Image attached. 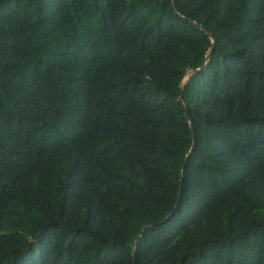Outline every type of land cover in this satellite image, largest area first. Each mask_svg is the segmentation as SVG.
Here are the masks:
<instances>
[{"label": "trees", "instance_id": "trees-1", "mask_svg": "<svg viewBox=\"0 0 264 264\" xmlns=\"http://www.w3.org/2000/svg\"><path fill=\"white\" fill-rule=\"evenodd\" d=\"M0 264H264V0H0Z\"/></svg>", "mask_w": 264, "mask_h": 264}, {"label": "water", "instance_id": "water-1", "mask_svg": "<svg viewBox=\"0 0 264 264\" xmlns=\"http://www.w3.org/2000/svg\"><path fill=\"white\" fill-rule=\"evenodd\" d=\"M195 24L201 27L200 23L195 22ZM211 38H212V44H211V48H212L213 45H214V38H213V36H211ZM204 62H205V61H204ZM203 64H204V63H203ZM203 64H202L200 67L196 68V69H199V68L203 67ZM180 96H181V93H180ZM155 222H156V221H152V222L148 223L147 225H144V226L141 228L140 232L142 231V229H143L144 227H146V226H148V225H151V224H153V223H155ZM138 236H139V234H138ZM138 236H137L136 238H138Z\"/></svg>", "mask_w": 264, "mask_h": 264}]
</instances>
